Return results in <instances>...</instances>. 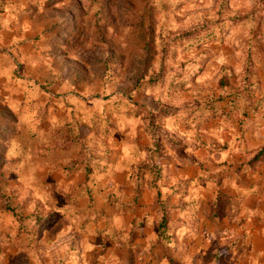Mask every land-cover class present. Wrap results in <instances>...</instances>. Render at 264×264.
<instances>
[{"label":"rangeland","instance_id":"374dc122","mask_svg":"<svg viewBox=\"0 0 264 264\" xmlns=\"http://www.w3.org/2000/svg\"><path fill=\"white\" fill-rule=\"evenodd\" d=\"M5 11L30 20L0 34V264H162L137 227L160 211L139 204L117 229L111 177L128 172L129 209L145 189L158 209L184 169L195 225L224 223L194 263L264 264V156L250 163L264 149V0H0Z\"/></svg>","mask_w":264,"mask_h":264},{"label":"crops","instance_id":"0c3cea01","mask_svg":"<svg viewBox=\"0 0 264 264\" xmlns=\"http://www.w3.org/2000/svg\"><path fill=\"white\" fill-rule=\"evenodd\" d=\"M27 18V19H26ZM26 18H19L17 19V16L11 12H3L0 13V34H11V35H19L18 31L21 28V24L26 20H30L29 16H26ZM23 19V20H22ZM30 22V21H29ZM25 24V23H24ZM26 27V26H25ZM20 36V35H19ZM27 45L33 46V42L27 43ZM11 46L13 49L12 51H16L17 55L20 56V54L26 56L24 53V50L22 49L23 45H20L19 43L8 45ZM28 47V46H27ZM25 47L26 49H28ZM15 48V49H14ZM21 48V49H20ZM19 51V53L17 52ZM57 78V77H56ZM56 78L52 77L51 84H56ZM59 77V84L62 83V80ZM55 87V86H53ZM55 96V95H54ZM56 97V96H55ZM48 95L49 99V107L51 108V113L49 114L53 117L55 116H62L64 111L67 109V105L64 103V96L61 94L55 98ZM54 110L56 113H54ZM120 158L117 160V164L121 165L122 162L129 159L130 161V167L134 165L133 160H130L131 155H119ZM188 168V167H187ZM190 170V169H187ZM186 169L183 170L181 173H176L175 175H171L169 179V184L165 185L167 189H164V200L160 203L159 208H155L157 206L156 203V194L153 195L152 193L148 192L147 189L144 190L145 194H142L140 196L137 204L135 206H132L131 209H129V206L131 203H129L132 199H134V195L131 194V196L124 195L122 196L118 191L117 187L121 184L122 178L125 180V175L128 173L127 171L123 173H115V175L112 178V184L115 186L114 193L117 194L115 199L118 201L120 197H122L121 202L123 203H115L119 204L118 207L114 208L115 216L118 215H127V219L123 220V222L120 223L119 221L115 222V226H117V229L119 227H124L125 229L132 226L133 222L132 220H128L129 212L130 210L135 209L139 204H143V208L137 207L138 209L145 210L148 212L149 209L160 211V221L158 222H149L145 221L144 217L137 223L138 228H143L142 233L140 236V233L138 232V237L140 236L142 239L141 241L143 243H149L150 240L156 239L157 242V255L158 259L162 261V264H195L194 261L199 256H204L207 248L209 249L211 247L212 241L214 239L220 238L218 235V232L221 230V227L224 225V223H217L216 225H203V227L198 225H195V222L193 221L195 213L197 211V206L201 204V199L192 198V191L191 189L195 188L193 183V178L191 175H189V172ZM127 180H128V175ZM126 184V181H125ZM131 187V186H129ZM168 188L170 190L168 191ZM148 192V193H147ZM151 200V201H150ZM114 204V205H115ZM140 217L143 216V214L138 213ZM166 216V224L164 227L159 230V223L161 222L162 216ZM121 217V216H120ZM115 218V217H114ZM156 223V224H155ZM117 224V225H116ZM154 224V225H153ZM199 229V234L196 235L195 229ZM203 229V230H202ZM202 231V232H201ZM235 250V252H242ZM209 253V251H207ZM206 253V254H207ZM205 254V255H206ZM238 258V257H236Z\"/></svg>","mask_w":264,"mask_h":264},{"label":"trees","instance_id":"16d2710c","mask_svg":"<svg viewBox=\"0 0 264 264\" xmlns=\"http://www.w3.org/2000/svg\"><path fill=\"white\" fill-rule=\"evenodd\" d=\"M186 35L188 36H192L194 38L198 37L200 35V32L198 31H192V32H189L187 33ZM153 80L154 79H149L148 81H146V84L149 85V84H153ZM138 88V87H137ZM169 111H166V110H158V111H147V117L149 118V122L152 124L153 120L160 117V118H164V117H167L169 115ZM149 123V124H150ZM178 153L181 154V150L180 149H177ZM264 156V149H261L259 152H257L253 158L251 159L250 163L251 164H256L258 163L260 160H262ZM40 221L41 220H35L34 221V224L32 226V229L35 228L38 224H40ZM166 224V216L163 215L162 216V219H161V222L159 223V230H161L164 225Z\"/></svg>","mask_w":264,"mask_h":264}]
</instances>
